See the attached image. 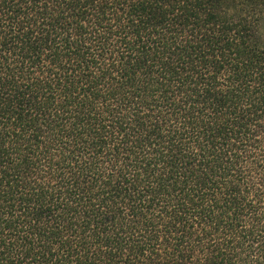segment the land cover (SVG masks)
Returning <instances> with one entry per match:
<instances>
[{
  "label": "trees",
  "instance_id": "obj_1",
  "mask_svg": "<svg viewBox=\"0 0 264 264\" xmlns=\"http://www.w3.org/2000/svg\"><path fill=\"white\" fill-rule=\"evenodd\" d=\"M0 264H264V0H0Z\"/></svg>",
  "mask_w": 264,
  "mask_h": 264
}]
</instances>
